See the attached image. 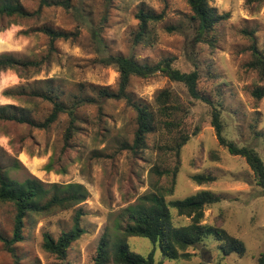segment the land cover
I'll list each match as a JSON object with an SVG mask.
<instances>
[{"label":"rangeland","instance_id":"rangeland-1","mask_svg":"<svg viewBox=\"0 0 264 264\" xmlns=\"http://www.w3.org/2000/svg\"><path fill=\"white\" fill-rule=\"evenodd\" d=\"M20 1L30 12L39 2ZM67 1L68 9L44 8L38 19L0 20V53L42 62L38 69L24 72L27 79H20L13 71L0 73V105L21 104L4 97V90L19 85L45 88L46 81L64 102L75 95L95 97L99 88L116 91L117 72L98 62L100 53L91 34L95 29L104 44L103 55H133L139 63L149 65L172 58L173 67L182 72H191L196 66L198 90L220 109L224 137L254 150L264 163V98L251 96L255 87H264V76L245 67L251 59L248 32L253 33L257 48L264 54V0H211L217 13L228 15L215 27L212 44L193 41L195 25L187 0H112L108 7L104 0ZM139 10L164 13V17L148 25L150 41L134 44ZM80 14L87 24L82 23ZM41 26L78 31V36L57 40L51 46L42 33L23 34ZM169 27L175 30L168 31ZM163 89L172 91L183 106L178 113L182 131L191 135L197 130L178 156L166 149L170 136L162 130L146 137L144 149L130 150L136 112L126 99L79 108L77 130L68 141V118L64 114L45 130L0 122V175L18 181L35 177L44 184L78 183L88 192L82 204L69 210L28 216L23 223V240L12 246V252L0 242V264H92L103 235L110 242L121 237L126 223L121 211L153 191L151 183L159 177L152 169L172 170L174 166L177 174L173 193L166 201L182 200L200 190L220 196L219 203L204 211V223L241 241L244 254L224 256L218 242L210 239L189 249L193 254L189 259L178 261L164 259L145 238H127L129 249L142 256L153 251L155 263L161 264H256L264 251V191L255 185L244 159L231 156L218 144L208 105L191 100L183 85L159 73L148 78L131 77L126 95L133 104L152 105ZM25 108L33 119L42 121L51 105L35 101ZM48 163L50 171L45 170ZM196 174L210 175L215 181L197 185L191 179ZM77 209L84 212L80 225L85 233L60 261L43 251L42 236L49 233L57 238L68 231ZM14 215L12 204L0 202V233L6 238L12 236ZM171 215L176 226L189 221L174 210Z\"/></svg>","mask_w":264,"mask_h":264},{"label":"trees","instance_id":"trees-1","mask_svg":"<svg viewBox=\"0 0 264 264\" xmlns=\"http://www.w3.org/2000/svg\"><path fill=\"white\" fill-rule=\"evenodd\" d=\"M112 0H104L105 7ZM163 1V0H161ZM211 0H187L191 20L195 25L194 42H205L212 44L214 37L212 33L215 27L227 19V14H219L210 5ZM61 6L69 8L67 0H39L34 11H28L20 0H0V20L4 19H38L44 8ZM82 23L87 24L80 14ZM164 13L157 14L154 11L139 10L136 14L138 20V31L134 35V44H140L151 40L148 31L150 23H158L163 20ZM168 31L175 30L174 27L167 28ZM30 32L42 33L48 37L52 46L57 40H68L76 38L78 31L66 32L55 30L47 26L29 29L23 34ZM92 40L100 53L98 62L104 66L112 67L118 74V85L116 91L107 87L97 89L95 97L72 96L68 102L61 99L50 81L44 82L47 87H33L19 85L8 88L2 95L13 101L20 102L19 106L14 104L0 105V122L27 125L32 128L45 130L58 120L59 115L64 114L68 118V126L65 131V141L72 138L77 130L75 124L78 120L76 111L87 105L99 106L105 100L126 99L136 112V130L134 132L130 150L144 149L146 137L158 131H166L170 136V146L166 149L176 156L183 145L191 136L197 134L195 130L191 135L182 131L181 119L178 113L183 111V106L178 102L177 96L168 89L158 91L153 104H133L126 95V89L131 77L148 78L157 73L166 77L169 81L181 84L191 100L200 101L208 105L210 110V124L214 130L215 138L220 146L226 149L231 156L244 159L253 175L255 185L264 191V163L259 155L248 147H239L223 135V122L221 112L207 96L200 93L197 84L199 74L196 66L191 72H182L173 67L172 58H165L153 65L139 63L133 55H103L104 44L99 37L98 31L92 29ZM251 37V59L245 67L257 71L264 76V54L259 51L253 33L248 32ZM41 61H30L17 58L11 53H0V73L5 71L15 72L20 79H27L24 72L38 69ZM23 72V73H22ZM43 83V82H39ZM93 89H96L95 87ZM251 96L256 100L264 98V87H255ZM35 101L47 102L51 105L50 112L42 121H36L31 117L30 110L25 105ZM191 102V101H189ZM192 104V103H191ZM186 110H184V113ZM127 146V145H126ZM162 148V147H160ZM50 171V163L45 166ZM158 175V179L151 183L152 192L138 198L137 202L129 205L121 211L126 220L121 229V237H115L110 242L107 235H103L98 243L92 264H161L155 263L153 251L158 249L164 259L178 261L189 259V249H196L207 239L218 242V249L222 255L236 254L242 256L245 247L241 241L230 236L225 230L204 223V211L211 205L221 201V197L209 190H200L187 196L182 200L166 201L167 196L173 193L177 166L172 170L152 169ZM197 185H204L215 181L210 175L196 174L191 176ZM88 196L86 188L82 184L68 183L44 184L35 177L26 178L23 181L8 178L5 174L0 175V202L10 203L14 207L15 215L13 221L12 236L6 238L0 233V242L12 252V246L23 240L22 230L24 220L30 215L50 214L55 210H69L82 204ZM171 210L179 217L189 219L185 225L176 226L173 223ZM84 212L77 209L72 217V226L62 232L57 238L49 233L42 236V249L44 252L55 256L60 261L66 259L67 251L84 233L80 221ZM129 237L145 238L150 241L153 251L146 256L132 252L126 244ZM256 264H264V251L259 254Z\"/></svg>","mask_w":264,"mask_h":264}]
</instances>
